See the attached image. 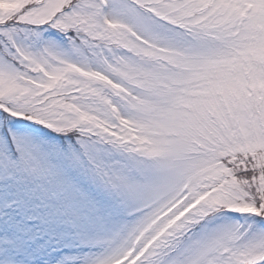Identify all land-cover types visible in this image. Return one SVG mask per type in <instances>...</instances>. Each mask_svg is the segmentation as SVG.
<instances>
[{
  "label": "snow or ice",
  "instance_id": "snow-or-ice-1",
  "mask_svg": "<svg viewBox=\"0 0 264 264\" xmlns=\"http://www.w3.org/2000/svg\"><path fill=\"white\" fill-rule=\"evenodd\" d=\"M0 264H264V0H0Z\"/></svg>",
  "mask_w": 264,
  "mask_h": 264
}]
</instances>
